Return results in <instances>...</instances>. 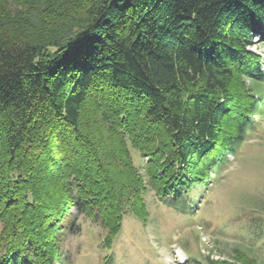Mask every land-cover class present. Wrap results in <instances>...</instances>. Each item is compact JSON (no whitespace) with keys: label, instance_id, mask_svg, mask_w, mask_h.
I'll return each instance as SVG.
<instances>
[{"label":"trees","instance_id":"obj_1","mask_svg":"<svg viewBox=\"0 0 264 264\" xmlns=\"http://www.w3.org/2000/svg\"><path fill=\"white\" fill-rule=\"evenodd\" d=\"M255 42L264 0H0V264H60L84 222L111 248L148 189L202 187L264 111Z\"/></svg>","mask_w":264,"mask_h":264},{"label":"rangeland","instance_id":"obj_2","mask_svg":"<svg viewBox=\"0 0 264 264\" xmlns=\"http://www.w3.org/2000/svg\"><path fill=\"white\" fill-rule=\"evenodd\" d=\"M249 48L264 59L262 42ZM231 121L229 117L225 127L230 134ZM245 135L236 153L220 162L190 196H172L163 203L148 189L145 216L125 213L111 248L103 245L106 231L101 226L84 222L79 234L65 232L60 264H193L205 258L243 264L231 255L232 249L251 255V245L242 238L258 234L257 222L264 220V111ZM132 155L144 171L146 159L136 151ZM254 249L255 257L264 259V252Z\"/></svg>","mask_w":264,"mask_h":264}]
</instances>
